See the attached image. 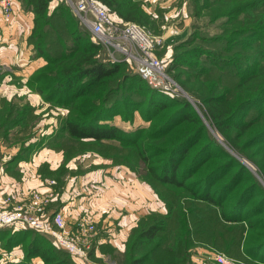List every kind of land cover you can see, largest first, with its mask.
Instances as JSON below:
<instances>
[{
	"label": "rangeland",
	"instance_id": "obj_1",
	"mask_svg": "<svg viewBox=\"0 0 264 264\" xmlns=\"http://www.w3.org/2000/svg\"><path fill=\"white\" fill-rule=\"evenodd\" d=\"M213 1L141 0L148 14L147 22L145 25L134 23L142 26L149 34L158 37V42L155 41L152 48V55L163 62L168 87L165 89L152 86L140 76L151 87L160 89L169 99L187 101L197 119L203 124V133L195 136L184 146L192 151L202 147L204 143L211 142L214 145L199 156L204 161H212V163L208 166L204 164L201 169L195 170L190 179L195 181L204 170L208 171L213 166L225 163L226 160L233 163L228 167L230 170L224 168L202 183L206 185L207 182H212L219 188L225 186L222 191L219 190L220 195L217 199L222 200L220 207L227 212L228 216L239 215L240 219L236 221L220 220L217 215L219 206L193 198L186 189L157 182V195L154 188L139 176L140 172L145 177V167L138 157L136 148L130 142L116 139L78 140L71 137L61 126L62 120L69 114V107L58 100H43L27 83L28 76L42 63L37 64L28 75L22 73L16 64L13 67L0 65V83H2L0 85V123L7 121L9 102H13L14 105L26 102L30 104L29 109L25 111L27 118L21 120L19 126L8 129L6 135L0 140V161H7L15 153L20 154V157L27 155L25 165H28L32 173L37 175L35 168L38 163L35 164L33 160L28 163L30 160L28 158L33 152L37 161L40 159L37 155L41 149H45L48 153L47 158L50 157L53 161L57 157V152L61 153V161L58 165L61 166L62 171H59V167L51 169L48 163L40 164L39 170L46 177L45 181L48 184L59 187L55 190L56 193L53 192L55 199L59 200L61 197L72 200L84 199L86 202V208L80 210L78 216L88 218L94 234L90 238V244L85 246L87 261L84 264H126L125 247L129 241L130 232H125L124 237L116 232L118 235H114L111 239L105 234L106 227L96 228L98 226L89 213L98 216L106 211V214H110L105 202L117 198V193L121 192L123 185L127 190L133 189L135 186L132 181L135 180L140 185V193L143 197L142 210H148L151 204L155 205L157 202L158 213L154 216L156 221L161 220L162 214L169 210L167 215L164 214L166 230L165 234H161L164 235L163 246L168 245L171 248L172 245H176L177 249H181L182 233L185 228H189L192 244L186 249L188 258L183 264H214L208 256L210 251L223 252L231 262L230 264H264V261H261L264 260V170L259 166V164L264 165V101L247 106L239 115V119L247 123L254 120L250 126L239 127L233 126L235 122L231 123V137L237 139L238 145L247 144L243 150L235 148L214 126L197 93L198 87H205L211 82L218 81L220 87L228 95L233 96L234 84L247 76L251 77V85L264 84V56L258 53L260 46L264 47V39L260 38V34H254L252 31H250L251 34L245 30L232 32V28L239 27L238 24L250 26L251 23L244 21L245 18L242 19V13L235 17L229 14L225 16V11H220V9H229L232 0H224V4L222 0L220 4ZM57 3H63L67 7L74 15L79 27L85 29L90 37L103 46L107 57L124 62L126 72L138 73L132 58L127 59L119 47L94 37L68 0H52L51 9ZM111 20L108 30L117 35L115 40L120 41L124 46L132 47L122 38V30L126 22L114 14H111ZM260 31L264 33V28ZM241 41L251 46H239L238 43ZM194 47L204 52L198 55L187 54ZM238 47H244L243 51L241 52ZM5 74L8 75L7 79ZM190 78H192L191 81L188 80ZM4 86L8 88L7 92H3ZM191 86L194 90H191ZM133 97L139 99L138 101L145 98L137 95ZM177 106L178 104H174L160 112H155L158 108L156 102L151 107L145 104L133 106L127 103L121 106L119 113L112 116L111 121L124 130L132 131V137L138 141L144 135L148 143L147 153L152 155L151 159L154 160L165 152H169L182 139L183 121L180 120L179 114L173 113ZM126 109L128 111L123 113ZM164 112L166 115L162 116ZM13 114L18 117V110ZM5 125L2 124L1 128L4 129ZM164 125L169 130L161 134L157 129L166 127ZM28 146L30 149L27 152L20 151L21 147L26 149ZM4 149L9 153H4ZM157 152L161 154L155 155ZM181 153L177 151L176 156L180 157ZM20 162L23 161L15 165L21 167ZM213 162L215 165H212ZM236 171L242 172L239 177L234 178ZM228 172L230 174H227ZM27 173H29L28 169ZM84 177L86 179H83ZM230 179H232L231 182H229ZM202 183L198 182V186L203 185ZM10 188L0 191V206L7 193L3 194V192ZM94 205L96 210L93 208ZM45 211L48 214L47 209ZM154 217L152 214V220ZM18 226L20 225H15L17 228L7 227L10 231L7 235L0 232V264H44L39 256H25L29 239L24 241L22 237L15 234L21 230ZM97 231L101 233L102 242H97L95 238ZM41 234L45 235L47 243L51 244L50 237L42 232ZM149 242L146 240V243ZM255 251L259 258L252 256L251 252L255 254ZM57 253L62 255L61 250ZM166 254L165 251L158 252V256L151 254L145 264L157 262L169 264ZM36 258L39 260L36 261ZM70 258L76 264L77 260L74 256L70 255Z\"/></svg>",
	"mask_w": 264,
	"mask_h": 264
},
{
	"label": "trees",
	"instance_id": "obj_2",
	"mask_svg": "<svg viewBox=\"0 0 264 264\" xmlns=\"http://www.w3.org/2000/svg\"><path fill=\"white\" fill-rule=\"evenodd\" d=\"M17 1L33 12V26L28 41L32 44L35 56L44 59V63L28 76L27 83L33 87L43 100H58L63 102L64 106L69 107V114L61 123L63 130L78 140L102 141L116 139L122 142H130L136 148L138 157L145 167V177L138 171L139 176L154 188L157 195V182L169 184L186 189L193 198L219 206L217 215L222 221L240 219L239 215L228 216L227 212L220 207L222 206V200L217 198L220 195L219 190L222 191L225 186L219 188L212 182H207L206 185L202 183V181L209 180L214 174L221 172L222 169L232 166L233 163L230 160H226L225 163L218 166H213L208 171L204 170L203 174L200 173L195 181L190 179L195 170L201 169L204 164L208 166L212 163V161H204L199 156L203 151L214 147V145L211 142L204 143L202 147L192 151L189 150V147L184 146L195 136H200L204 130L203 124L197 119L187 101L169 99L160 89L148 85L139 73L126 72L124 62L114 61L107 57L103 46L90 37L85 29L79 27L74 15L63 3H57L51 9L50 2L52 0H15V5ZM96 1L102 4L110 15L114 14L122 21L137 22L144 25L147 22L148 14L141 0ZM213 2L220 4V0H214ZM222 4H224V0H222ZM220 11H225V16L229 14V16L234 15L235 17L242 13V19L245 18L244 21L247 20L251 23L250 26L238 24L239 27L232 28V32L245 30L251 34L250 31H252L254 34H260V38L264 39V33L260 31L261 28H264V0H232L229 9H220ZM238 45L251 46L244 43V41L239 42ZM238 48L242 52L244 47ZM197 49V47H194L187 54L198 55L204 52ZM258 53L264 56V47L260 46ZM176 58L180 59V57ZM188 74L190 75V73ZM250 79L251 77L247 76L238 80L232 87L233 96L228 95L220 87L218 81L197 88L199 98L204 103L206 113L214 126L235 148L243 150L247 144L238 145L237 139L231 137V123L233 121L235 122L233 126L239 127L250 126L254 120L247 123L245 120H240L239 115L247 106L264 101V84L251 85ZM188 80L191 81L192 78ZM196 80L198 79L196 78ZM191 90H194L192 86ZM133 95L144 96L145 98L138 101L139 99H136ZM155 102L158 105L155 112H160L174 104H178L173 113L174 115L179 114L180 120L183 121V136L169 152H165L161 157L152 160V155L147 153L148 143L144 139V135L138 141L132 137V131L124 130L115 125L111 118L120 112L121 106L124 104L129 103L133 106L145 104L151 107ZM7 107L10 110H8L7 121L0 123V136H5L8 129L19 126V122L27 118L25 111L29 109L30 104L26 102L14 105L13 102H9ZM17 110L18 117L13 114ZM126 111L128 110L126 109L123 113ZM165 115V112L162 113V116ZM2 124H6L4 129L1 128ZM168 130L167 126L157 129L161 134ZM22 148L20 149L21 152H24V150L27 152L30 149L29 146L26 149ZM177 151L182 152L180 157L176 156ZM158 154H161V152L155 153V155ZM19 155L18 153L13 155L9 159L10 162L27 157V155H23V157ZM212 165H215L214 162ZM259 166L264 170V165L259 164ZM241 172L236 171L234 178L239 177ZM198 182L203 185L199 187ZM55 198L56 196L52 198L51 202L57 201ZM55 211H48V215ZM157 213V210H152L143 214L131 229L129 241L125 247L126 264H145L146 259L151 254L158 256V252L162 251L167 253L169 264H183L184 260L188 258L186 249L192 244L189 228H185L182 233L183 245L181 249H177L176 245H172L171 248L168 245L163 246L164 235L161 234H165L166 230L164 227V214L167 215L169 210L162 214V219L159 221H156L154 217ZM152 214L154 220H152ZM9 226L15 227L13 224L5 225L0 228V232L6 235L9 234L10 231L7 229ZM18 227H21V230L15 234L22 237L24 241L29 239L25 248L26 257L39 256L43 259L44 264H75L71 261V254L67 250L58 247L51 238V244H48L45 239L47 237L38 230L28 225ZM146 240L150 242L146 243ZM58 250H61L62 255L57 253ZM252 252L254 258H259L256 251L255 254ZM175 260L176 263H174ZM76 264L80 263L76 261Z\"/></svg>",
	"mask_w": 264,
	"mask_h": 264
},
{
	"label": "built area",
	"instance_id": "obj_3",
	"mask_svg": "<svg viewBox=\"0 0 264 264\" xmlns=\"http://www.w3.org/2000/svg\"><path fill=\"white\" fill-rule=\"evenodd\" d=\"M99 41L119 47L125 57L132 58L138 73L152 86L167 88V75L161 60L152 55V48L158 37L149 34L142 26L126 22L122 38L132 47L124 46L115 40L117 35L109 29L112 23L107 9L96 0H68ZM15 0H0V10L4 22L11 21ZM134 48V50H132ZM52 191L30 189L20 198L15 192L7 193L0 207V227L5 225H28L46 235L60 248L67 250L81 264L87 261V252L81 237L91 230L92 225L86 216L79 218L76 232L66 230V222L60 210L48 215L46 206L52 200ZM209 258L215 264H230L223 252L210 251Z\"/></svg>",
	"mask_w": 264,
	"mask_h": 264
},
{
	"label": "crops",
	"instance_id": "obj_4",
	"mask_svg": "<svg viewBox=\"0 0 264 264\" xmlns=\"http://www.w3.org/2000/svg\"><path fill=\"white\" fill-rule=\"evenodd\" d=\"M51 6V4H50ZM33 26V12L29 8H25L21 2L17 1L14 9V14L12 20L10 22H4L1 15L0 10V65L4 67H13V65H17L20 71L26 75L30 74L31 71L36 67L37 64L43 63L44 59L42 57L35 56L32 44L28 41V36ZM7 79V74H5ZM5 79V78H4ZM5 79V81H6ZM4 81V80H3ZM6 83V82H5ZM2 85V83H0ZM7 86V85H6ZM4 91L7 92L8 88L4 86ZM5 138V137H4ZM3 139V136H0V140ZM4 153H9L6 149L3 150ZM6 153V154H7ZM34 153V152H33ZM31 154V157L28 163L31 160L34 161L35 164L38 163L35 170L37 175L33 174L32 171L25 165V161L27 158H23L14 162L0 161V191L5 190L8 187H11L8 191L15 192L20 198L24 197V194L30 189H40L42 191H51L52 193H56L57 190L56 185H50L45 180L46 177L43 176L42 172L39 170V167L45 163H48L51 169L59 167L61 170L60 163L61 153L57 152V157L55 161H53L50 157L47 158L48 153H46L45 149H41L40 153L38 152V157L40 159H36V155ZM42 153V155H41ZM16 154V153H15ZM14 154V155H15ZM33 155V157H32ZM20 162L19 165L21 167L16 166L15 164ZM46 161V162H45ZM41 164V165H40ZM40 165V166H39ZM27 169L29 173H27ZM62 171V170H61ZM30 175V176H29ZM57 178V177H56ZM83 179H86L85 177ZM81 179V180H83ZM58 181V180H57ZM134 184V188L127 190L123 185L121 192H118L117 198L109 202H105L107 210H110V214L103 215L100 213L97 215H91V219L96 223L97 229L105 228V234L109 236L111 239L114 235H118L120 233L121 236L124 237V233L127 231H131V229L136 225L137 220L145 213L157 210V202L155 205L149 207L148 210H142L143 207V197H141L140 193V185L135 181H132ZM16 183V184H15ZM13 184L12 186H10ZM68 186V184H67ZM62 188V187H61ZM6 193V194H7ZM53 193V194H54ZM2 194V195H3ZM55 197V194H54ZM53 197V198H54ZM51 202V201H50ZM48 203L46 206L47 211L52 212L54 210H60L64 216L66 222V230L76 232L79 228V212L85 207L86 202L84 199H68L61 197L59 200ZM93 208L96 210L95 205ZM106 210V209H103ZM102 211V210H99ZM89 214H86L89 216ZM78 216V217H77ZM118 234H117V233ZM94 234V231L87 230V233L81 237L84 246L90 244V238ZM100 232L97 231V235L95 238L97 242H102L100 239ZM106 237V236H105ZM125 240V239H124ZM123 240V241H124ZM36 261L39 259H35ZM215 264V263H214Z\"/></svg>",
	"mask_w": 264,
	"mask_h": 264
}]
</instances>
